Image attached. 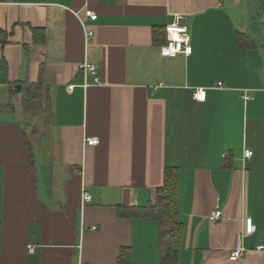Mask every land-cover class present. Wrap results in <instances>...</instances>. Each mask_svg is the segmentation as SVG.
<instances>
[{
	"label": "crops",
	"instance_id": "crops-1",
	"mask_svg": "<svg viewBox=\"0 0 264 264\" xmlns=\"http://www.w3.org/2000/svg\"><path fill=\"white\" fill-rule=\"evenodd\" d=\"M178 16L192 51L161 55ZM34 83L50 111L25 110ZM166 168L177 264H264V0H0V264H159L158 222L118 207Z\"/></svg>",
	"mask_w": 264,
	"mask_h": 264
},
{
	"label": "trees",
	"instance_id": "trees-1",
	"mask_svg": "<svg viewBox=\"0 0 264 264\" xmlns=\"http://www.w3.org/2000/svg\"><path fill=\"white\" fill-rule=\"evenodd\" d=\"M40 83L28 85L23 106L26 111L43 110L50 111L49 100L45 93H41ZM178 184L177 171L174 168H166L163 183L154 191V199L144 207H118L121 216H141L145 219H155L159 225L158 247L160 251L159 264H177L178 251L182 239V224L176 209V190ZM128 253L122 249L119 264H127Z\"/></svg>",
	"mask_w": 264,
	"mask_h": 264
},
{
	"label": "built area",
	"instance_id": "built-area-1",
	"mask_svg": "<svg viewBox=\"0 0 264 264\" xmlns=\"http://www.w3.org/2000/svg\"><path fill=\"white\" fill-rule=\"evenodd\" d=\"M85 15L91 19L95 20L97 15L91 11L90 9L85 10ZM166 32V42L160 46V53L164 56H174L176 54H184L190 55L192 51V47L190 45V34L187 25L182 21L181 17H177L175 21L169 23L165 26ZM91 34V31L88 32ZM80 69L84 71L86 74H90L93 76L94 80L97 81L96 77V66L90 62H83L80 64ZM219 85L221 83H218ZM206 97V89L199 88L193 91V98L197 101H203ZM98 139L96 137H86L84 139V143L86 145H95L97 144ZM252 155V151L245 150L244 157L249 158ZM91 200V196L87 192H83L82 194V203H87ZM222 216V212L220 210H214L208 215V220L216 221ZM93 229L95 227H92ZM249 232L252 231V227H249ZM242 233H236L235 236V247L229 254L230 260H236L240 258L245 248L242 245ZM28 252L33 253L35 251V247L32 244L28 246ZM259 251H264V245H258L256 247Z\"/></svg>",
	"mask_w": 264,
	"mask_h": 264
},
{
	"label": "rangeland",
	"instance_id": "rangeland-1",
	"mask_svg": "<svg viewBox=\"0 0 264 264\" xmlns=\"http://www.w3.org/2000/svg\"><path fill=\"white\" fill-rule=\"evenodd\" d=\"M39 113L38 114H41V112H42V108H40L39 110ZM44 111V110H43ZM37 112V111H36ZM35 121H37V120H35Z\"/></svg>",
	"mask_w": 264,
	"mask_h": 264
},
{
	"label": "water",
	"instance_id": "water-1",
	"mask_svg": "<svg viewBox=\"0 0 264 264\" xmlns=\"http://www.w3.org/2000/svg\"><path fill=\"white\" fill-rule=\"evenodd\" d=\"M16 90L19 91V90H20V86H17V87H16Z\"/></svg>",
	"mask_w": 264,
	"mask_h": 264
}]
</instances>
